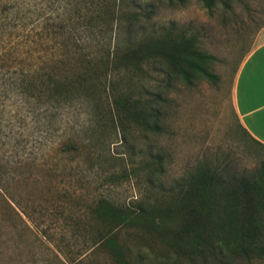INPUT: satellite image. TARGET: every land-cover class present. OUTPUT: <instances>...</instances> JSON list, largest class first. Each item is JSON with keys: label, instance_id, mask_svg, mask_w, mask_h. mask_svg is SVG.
Here are the masks:
<instances>
[{"label": "rangeland", "instance_id": "1", "mask_svg": "<svg viewBox=\"0 0 264 264\" xmlns=\"http://www.w3.org/2000/svg\"><path fill=\"white\" fill-rule=\"evenodd\" d=\"M23 1L32 14H25V33L34 43L41 34L45 38L38 43L40 55L49 59L53 51L60 53L56 47L71 31L55 36L51 25L67 18L63 3L43 0L38 20L30 7L41 0ZM155 4L156 14L144 29L168 23L188 29L212 56L207 70L216 80L175 81L155 118L159 131H145L130 115H122L119 123L116 112L110 117L86 108L80 104L83 92L81 99L53 102L0 91V264H107L103 255L93 253L97 232L105 229L94 218L98 201L133 206L155 195L159 173L168 185L205 163L223 175L264 164V148L239 129L232 106L237 69L264 27V0H215L211 9L202 0ZM77 30L73 38L82 37ZM110 87L120 91L129 84L115 78ZM129 92L130 98L139 97L138 89ZM67 138L77 140V150L65 151L71 146L64 144ZM155 156L161 166L153 164ZM259 221L264 245V206ZM131 232L121 235L126 245L144 244L151 264H164L167 254L156 237ZM231 264H264V253Z\"/></svg>", "mask_w": 264, "mask_h": 264}, {"label": "trees", "instance_id": "2", "mask_svg": "<svg viewBox=\"0 0 264 264\" xmlns=\"http://www.w3.org/2000/svg\"><path fill=\"white\" fill-rule=\"evenodd\" d=\"M183 1L59 0L67 18L51 25L56 28L53 35L67 34L66 30L71 34L56 47L60 53L53 51L44 59L38 43L45 38L41 34L34 43L25 33L28 5L23 0H0V85L5 86L0 91L53 102L81 99L83 92L80 104L86 108L103 110L110 117L116 112L119 123L122 115H130L145 131H159L155 118L175 81L189 85L197 76L209 82L217 78L207 70L212 56L199 48L188 29L178 30L174 23L144 29L156 14L155 3L173 6ZM214 1L202 4L211 9ZM42 2L30 7L38 20L43 17ZM83 2L86 10L80 14ZM78 28L82 37L73 38ZM44 29L45 25L39 28ZM57 71L61 73H53ZM115 78L129 87L112 89ZM133 87L140 92L137 99L127 95ZM64 142L71 145L65 151L77 150L76 139ZM155 158L153 164L161 166V159ZM160 174L155 195L133 206L98 201L94 218L105 229L97 232L95 256L103 255L107 264H151L146 245L132 249L124 243L121 235L128 231L156 237L167 254L164 264H231L264 253L259 239L264 164L223 175L205 163L168 185Z\"/></svg>", "mask_w": 264, "mask_h": 264}, {"label": "crops", "instance_id": "3", "mask_svg": "<svg viewBox=\"0 0 264 264\" xmlns=\"http://www.w3.org/2000/svg\"><path fill=\"white\" fill-rule=\"evenodd\" d=\"M232 106L238 125L264 147V27L237 69Z\"/></svg>", "mask_w": 264, "mask_h": 264}]
</instances>
